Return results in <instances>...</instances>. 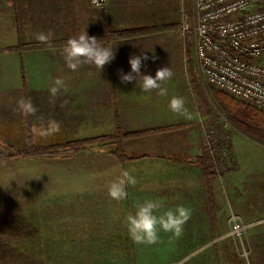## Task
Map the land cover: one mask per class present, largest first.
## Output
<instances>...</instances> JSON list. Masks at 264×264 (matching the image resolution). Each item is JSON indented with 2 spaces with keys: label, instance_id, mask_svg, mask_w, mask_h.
<instances>
[{
  "label": "crops",
  "instance_id": "1",
  "mask_svg": "<svg viewBox=\"0 0 264 264\" xmlns=\"http://www.w3.org/2000/svg\"><path fill=\"white\" fill-rule=\"evenodd\" d=\"M117 2L106 0L98 9L87 0H0V151L109 136L116 116L125 133L151 132L124 141L126 154L134 159L125 164L107 148L95 147L69 153L89 158L88 166L72 168L73 181L0 182V226L6 233H0V254L6 250L8 264H18V255L24 256L19 264H217L224 256L219 240L227 234L229 217L235 216L248 225L244 236L249 264H264V144L236 127L243 134L233 135L230 157L215 151L221 166L207 188L194 160L203 145L197 105L203 113L210 108L201 79L188 75L187 41L180 24L121 22ZM168 26L137 38L110 37L113 31ZM84 30L114 46L115 58L102 70L87 64L72 70L65 62L63 45ZM49 31L51 47L36 39L37 33ZM141 53L148 56L141 74L155 76L161 67L173 71L162 84L166 95L143 91L139 77L121 82L120 73L131 71L130 56ZM57 77L64 79L65 88L52 98ZM173 96L185 98L187 112L171 111ZM21 97L31 99L34 115L20 114ZM49 120L60 123L58 133L34 131ZM122 170H129L137 182L127 186V198L116 201L108 186ZM147 199L160 202L156 215L178 205L191 209L182 235L161 230L151 245L130 238L126 217ZM215 240L216 247L206 252L203 247ZM192 254L200 256L187 262Z\"/></svg>",
  "mask_w": 264,
  "mask_h": 264
},
{
  "label": "built area",
  "instance_id": "2",
  "mask_svg": "<svg viewBox=\"0 0 264 264\" xmlns=\"http://www.w3.org/2000/svg\"><path fill=\"white\" fill-rule=\"evenodd\" d=\"M87 1L94 8L106 3ZM180 33L192 41L198 77L264 113V64L259 62L264 56V0H191L190 12L181 15ZM246 229L230 217L231 236L240 240Z\"/></svg>",
  "mask_w": 264,
  "mask_h": 264
},
{
  "label": "rangeland",
  "instance_id": "3",
  "mask_svg": "<svg viewBox=\"0 0 264 264\" xmlns=\"http://www.w3.org/2000/svg\"><path fill=\"white\" fill-rule=\"evenodd\" d=\"M117 3L118 4L116 5H119V9L118 11H116V16H118L121 19V22L124 21V19L122 18H125L128 20L129 23L132 24L147 23V22H157V23L168 22V23H172L173 25H176L177 23L181 24V15L184 13H188L191 10V0H118ZM186 41L187 43L185 44L184 54L186 53V56L188 57L187 58L188 73H189L188 75L190 76V80H192L195 77H193V74L191 73V68L193 69V71H195L196 69L194 62L193 45L189 36ZM259 62L264 64V56L261 58V60H259ZM197 72L198 71H195L194 73L197 74ZM196 76H198V74ZM200 79H201L200 80L201 87L203 88V90H205L204 97L206 103L210 108V113L208 112L203 113V111L201 112L199 105H197V108H199V110L195 109L197 113L196 114L197 119L199 120V123L202 124V127L205 129V132L201 129L202 141L206 146L209 145L212 151H213L212 147H214L215 150L218 149L227 152V154H229L227 156L230 157L232 154L231 139L233 135H235V133L239 130L233 124L230 123V121L226 118V116L223 113H221V110L220 112L218 110H214L215 106L213 105L211 99L212 98L211 92L214 89L209 87L205 83L203 78L200 77ZM194 100L197 101L195 95H194ZM196 103L197 102H195V104ZM205 116H207V118ZM203 118L204 120H206V124L202 120ZM239 132L240 134H243L241 131ZM239 146L242 147V144ZM95 147L103 148L105 146L93 145L90 148L94 150ZM90 148L88 147L84 150H88ZM105 148L110 150L108 146ZM2 150H4V148H2ZM257 150L260 149L257 148ZM69 153L73 154L76 152L69 151L66 153H60L52 157L42 156L32 160H26V158H12L0 162L1 164L0 182L25 183V182L43 181L49 183H57L59 181L62 182L73 181V175L71 174L72 168L88 166L89 158L85 154L82 155L77 154L75 156H71V154L69 155ZM218 166L220 168L221 165ZM60 172H63L64 174H61ZM227 224L229 226V229L226 232L227 234L222 239L219 240L220 244L218 245L222 247V250L224 251V256L222 262L217 264H233L235 262H238L239 264L240 263L249 264V256L247 251L248 249L245 243V236H243L240 240L234 238L233 236L230 235L229 220ZM243 224L246 226V228H248V225L246 223ZM1 226H0V233L2 234V236H5L6 233L4 232V230H2ZM17 231H19V229ZM215 243H217L216 240L213 242L210 241L203 248H208L206 252L212 251V249L216 247V245H214ZM1 250H2V253L0 254L1 257L0 261L2 260L1 264H8L7 263L8 254L6 253L5 249H1ZM199 256L200 254L188 255L187 262H190L191 258L197 259ZM23 257L24 256L18 255L16 258L13 256V258H16V262L18 264L20 259L23 260ZM207 257H210V255H207Z\"/></svg>",
  "mask_w": 264,
  "mask_h": 264
},
{
  "label": "clouds",
  "instance_id": "4",
  "mask_svg": "<svg viewBox=\"0 0 264 264\" xmlns=\"http://www.w3.org/2000/svg\"><path fill=\"white\" fill-rule=\"evenodd\" d=\"M51 31L36 34V39L51 47ZM63 56L66 64L72 70H76L81 65H94L102 70L103 67L115 58L114 46H105L102 40L94 36H88L82 31L78 36L70 37L63 45ZM142 60H148V56L132 55L129 58L131 71L129 73H120L122 83L136 81L137 77L141 81V89L145 92L159 90V95H166V89L162 87L163 82L174 76L169 67L157 69L155 76L141 74ZM65 88L64 79L57 77L54 86L50 90L52 98ZM54 102V99H53ZM186 101L182 96H173L169 101V108L177 114L187 112ZM17 109L22 116L34 115L37 111L30 98L21 97L17 101ZM39 134L49 136L60 131V123L56 120H49L46 127L34 129ZM136 179L129 170H122L119 176L108 186V194L111 199L121 201L127 198L126 188L128 185H135ZM160 202L147 199L135 205V212L126 217V227L130 238L137 244H155L159 239V231L171 232L175 236L182 235L183 227L191 217V209L178 205L175 208H168L161 215L156 212L161 209Z\"/></svg>",
  "mask_w": 264,
  "mask_h": 264
},
{
  "label": "trees",
  "instance_id": "5",
  "mask_svg": "<svg viewBox=\"0 0 264 264\" xmlns=\"http://www.w3.org/2000/svg\"><path fill=\"white\" fill-rule=\"evenodd\" d=\"M170 27H163L161 29L138 27L130 30L113 31L110 33V37L113 39H125V38H137L158 30H167ZM39 46H33L32 49H38ZM193 69L191 73L195 80L197 79ZM198 80V79H197ZM23 81V76H22ZM212 95L219 105V109L223 112L226 118L239 130L246 135H249L261 143L264 144V113L257 110L248 103L241 102L230 96L219 92H213ZM114 131L109 136H100L97 138H88L74 142H68L60 145H53L47 148L30 147L27 150H15L11 147H6L0 151V162L6 161L12 158H27L32 156H56L60 153H66L69 151L78 152L86 148H90L93 145H100L110 148L108 153L114 157L120 164H125L134 159L128 157L126 154L123 143L127 139L139 138L151 132H134L125 133L121 130L117 116L115 117ZM213 151L215 150L212 147ZM204 143L200 149V155L194 160V163L199 167L202 177L208 188L209 183L213 178L217 176L219 164L215 159V154ZM216 153V152H215Z\"/></svg>",
  "mask_w": 264,
  "mask_h": 264
}]
</instances>
